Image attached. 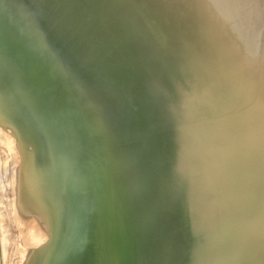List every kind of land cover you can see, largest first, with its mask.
Returning <instances> with one entry per match:
<instances>
[{
	"label": "bare ground",
	"instance_id": "1",
	"mask_svg": "<svg viewBox=\"0 0 264 264\" xmlns=\"http://www.w3.org/2000/svg\"><path fill=\"white\" fill-rule=\"evenodd\" d=\"M29 1L15 0L19 7L10 9L0 0V51L7 63H16L19 70L25 67L33 72L26 76L19 73L16 81L0 72V97L7 102L9 114L23 122L21 128H15V138L21 141L25 156L23 165L14 173L17 220L27 230L26 237L22 236L26 244L21 243L25 245L21 248L22 264H106L108 248L104 229L108 225V210L105 201L111 190L115 215L110 220L120 241L119 207L112 184L118 173L131 183L137 218L143 216L146 203L151 201L144 194V187L148 185L147 167L140 174L131 165L137 159L142 165L152 164V151L164 148L163 129L158 124L154 133L156 127L139 97L142 92L148 94V84L163 88L160 65L172 73L178 92H186L185 98L196 101L186 106L197 123L205 125L203 121L206 122L207 128L203 127L206 139L221 147L217 160L210 161L206 169L201 168L200 177L192 186L205 211L222 216L224 225L229 222L232 226L203 232L195 223L198 220L190 215L187 224L179 228V222L185 218L184 211H171L178 220L171 221L168 234L190 235L192 239L184 238L181 249L162 241L161 264H214L217 255L227 249L224 239L228 243L236 240L232 237L235 233L239 234L242 250L246 247L256 252L258 260L264 261V0H186V5L176 4L178 0H109L111 4L101 19L98 14L106 0H52L90 58L89 69L82 66L52 19L33 0ZM203 2L205 11L198 7ZM22 6L29 16L26 22ZM81 14L103 21L101 36L97 34L96 39L118 64L134 110L141 118L146 117V123L142 124L148 127V140L154 138V143L143 155H133L117 141L104 144L98 134L115 124L117 107L106 93L107 63L99 64L96 51L78 34ZM21 24L26 28L24 33ZM169 25L177 29L171 31ZM51 26L61 44L53 42ZM124 40L133 43L130 53L134 60L127 56L119 59L121 51L114 57L110 55L114 53L111 44ZM150 47L155 61L148 59ZM65 48L76 67H71ZM36 51H44L46 55L38 57ZM4 66L7 68L8 64ZM196 69L206 72L204 83L212 86L208 92H201L204 83L193 74ZM35 73L42 78L37 81ZM220 95H223L219 98L221 101L214 104ZM219 111L224 113L221 119ZM156 118L160 119V110ZM27 137L32 140L28 141ZM242 137L250 149L244 154L235 153ZM216 162L222 165V171H214L217 166L212 164ZM103 163L108 172L100 168ZM237 164H243V170H234ZM229 176L240 184L238 189L223 183ZM245 178H248L246 187L241 184ZM160 204L154 206L158 223L166 214ZM212 205L213 211H210ZM249 209L258 213L257 226L250 230L245 223L251 219H239L240 212ZM128 220L130 228L131 218ZM22 225L19 223L20 228ZM213 236L221 241L216 243ZM80 247H84L82 251ZM109 251L112 252V247ZM241 256L245 264L255 261V257L246 261L245 255L241 253Z\"/></svg>",
	"mask_w": 264,
	"mask_h": 264
},
{
	"label": "rangeland",
	"instance_id": "2",
	"mask_svg": "<svg viewBox=\"0 0 264 264\" xmlns=\"http://www.w3.org/2000/svg\"><path fill=\"white\" fill-rule=\"evenodd\" d=\"M183 3L186 5V0H178L176 2L178 5ZM110 4V1L106 0L104 8L98 14L100 19L104 15L105 10L109 8ZM199 6L201 7V11H205L206 6L204 2L199 3L198 7ZM79 17L81 23L77 24L78 34L83 37L85 44L96 51L99 56V64L101 63L104 65V63H107L105 68L108 70V76L104 75V80L106 82L108 81L109 85H107L106 93L109 95L113 106L117 107L115 124L107 127L105 130L99 129L100 132H98V134H100V138L103 139L102 143L105 144L110 141H117L124 145L133 155H138L140 153L143 155L149 145L151 146L154 143V138L153 140H148V127L143 125L146 123V117L141 118L134 110L133 103L129 98L131 96L126 89L125 79L118 64L109 58V55L102 49L96 39L97 34L99 37L101 36L100 28L101 22L103 21H99L98 19H88L82 14L79 15ZM169 28H171V31L177 29L174 25H169ZM51 29L53 37L55 38L53 42L57 45L61 44L60 39L52 26ZM111 45L114 50V53L110 54L112 57L116 55L117 51H121L118 56L119 59H124L126 56L133 59L130 53V49L133 47L132 42L124 40L117 41ZM151 49L152 47L147 49V53L150 55L148 59L150 61H155L154 55L151 54L153 49ZM66 56L69 59L71 67H76L67 50ZM158 68L163 74V88L161 85L156 87L152 84H148V94L142 92V95L139 97L143 99V107L149 112L150 121L153 122L156 127L154 133L157 130L158 124H160L163 129L164 148L162 150L154 149L152 151L153 155L152 160L150 161L152 164L142 165L141 161L136 160V162L131 165L132 169L140 170V174L142 169L147 167L145 170V180L148 182V185L144 187V194L151 198V201L146 203L142 213L143 216L137 218V231L135 234H137L136 237H138V240H135V238H133L134 236L129 238V234L125 233L126 223L123 216V203L120 198H116L119 207L118 214L120 217L119 223L121 228H119L120 241L118 245L114 222H111L110 220V216L115 215L112 190L110 194L107 195L105 202L108 210L106 212L108 225H106L104 229L105 246L108 248V252L105 255L106 264H115L114 258L116 257L118 258V264H132V261H134L135 264H139L141 258L139 257L138 244H141V247L151 244L155 247V252L157 249V253H155L157 256H154L156 259L154 260V264L163 263V255L159 253L162 241L169 242L176 249L183 248L185 243L184 238L190 240L192 237H190V235H182L178 233H175L174 235L168 234V228L172 225L171 221L178 220L176 216L171 214V211H175V213L181 209L184 211L185 218L182 220V223L179 222V228L183 224H187L186 220H188V216L190 215L191 218L194 216V218L198 220L195 223L203 232L211 233L214 229H222L223 227L224 230L228 227H230V229L232 228L229 222L224 225V221L221 220L222 216L216 213L209 215V211H205V208L199 202V195L195 187L192 186L193 181H196L200 177L201 168L207 167L210 161L217 160L221 147L217 142H211L206 139V122L203 121L205 125L197 123L196 117L193 116L192 111L186 106V104L196 103V101L191 98H185L184 95H188L186 92H183V94L178 92L177 82L173 79L172 73H170L164 66L160 65ZM102 72L105 74V71ZM193 74L202 79L201 84L207 81V74L205 71L200 72L196 69ZM105 81L104 84H106ZM6 86L11 87L9 85ZM211 89V85L204 83L201 92H208ZM1 90L6 94L5 88L1 87ZM15 90L17 93L20 92L19 89ZM222 96L223 95H220L219 97L216 96L214 104H216V101H221L219 98ZM158 110H160L159 120L156 118ZM223 114L224 113L219 111L218 117L221 119ZM15 117L18 124H15L13 120L8 119L4 114L0 113V264H22L23 262L21 261H23V257L21 248H24L26 245L24 237L27 235V230L26 227H24V223L19 221V219L17 220V194L16 190H14L17 185V182L15 184L16 175L14 173H16L15 170L20 167V164L23 165L22 160H24L25 156L24 150L21 151V149H23L21 148V141L17 137L15 138V128H21L20 124L23 122L17 116ZM27 138L29 139L28 141L32 140L29 137ZM239 144V148L234 149L235 153L244 154V151L250 149L248 141L244 140L243 137L242 139H239ZM29 149L32 150L33 147H29ZM212 165L218 167H215L214 171H222V165L220 166L218 162L213 163ZM103 167L104 171L108 172V168L104 166V163L100 168L103 170ZM243 168V164H237L235 165L234 170L240 171L243 170ZM233 178L230 176L225 177L223 183L233 189H238L240 184ZM241 184L246 187L248 185V178L243 179ZM187 196L192 198L188 199ZM158 204H160V209L163 213H166L161 223L156 222L154 213L156 210L154 206ZM150 205L154 208L152 212ZM214 209L217 211L215 206ZM211 210L213 211V205L210 207V211ZM192 212L194 214H192ZM239 217L240 220L251 219L245 223L249 230L251 228H256L258 213L254 209L241 211ZM19 223L20 225L23 224L21 228ZM23 228H25L26 231L23 230ZM22 232L26 233L22 234ZM121 234H123V238ZM23 235L24 237H22ZM238 235V233H235L232 237L236 240H230L229 243L227 239H224V245H227V249L222 250L217 255L214 264H245L242 261L241 253L245 255L246 261L249 257L252 258L256 256V252H250L246 247L244 250L240 248ZM213 237L216 239V243L221 241H219L218 237ZM21 243L25 245H21ZM108 244L110 246H108ZM132 246H134L136 250L133 249ZM110 247H112V252L109 251ZM98 248L100 249V247ZM116 248L117 251L115 250ZM134 252H136V257L133 255ZM202 257L204 259L206 258V256ZM258 259V257H255L254 260L257 261H254L253 264H264L262 259ZM183 261L186 262V259Z\"/></svg>",
	"mask_w": 264,
	"mask_h": 264
},
{
	"label": "water",
	"instance_id": "3",
	"mask_svg": "<svg viewBox=\"0 0 264 264\" xmlns=\"http://www.w3.org/2000/svg\"><path fill=\"white\" fill-rule=\"evenodd\" d=\"M4 4V6L6 8H18L16 5L15 0H1ZM37 6L44 12L45 15L49 16L52 21L54 26L56 27V29L62 34L65 42L71 46L73 48V51L75 52V54L80 58L82 66L85 67L86 69H89V60L90 58L87 57V55L84 54V50L83 48L78 44V39L75 36V33L72 32V30L69 28V26L64 22V20L62 19V15L60 14L59 10L57 9V7L54 5L52 0H33ZM23 8V18L26 19L25 22L27 21V18H29L26 10ZM22 27V31L23 33L26 32V28L24 29V26L21 24ZM30 31L29 33L31 34ZM36 33V32H35ZM38 38V37H36ZM35 38V41L37 43V40ZM39 39V38H38ZM40 41V40H39ZM41 42L38 43V47L41 48ZM36 53L41 55V57H43L45 54L44 51L38 52L36 51ZM7 65V68H5L4 65ZM33 69V68H32ZM23 71V72H21ZM0 72H4L7 73L10 77V79L12 80H19L16 78H19V73H21L22 75L24 74L26 76V73H32L31 70H26L25 67H23L21 70L18 69V65L16 63H7L6 60L4 59V56L2 55L1 51H0ZM37 76L36 80L38 81V79L40 80L42 78V75H36ZM24 80V79H23ZM29 86H33V84L30 83H26ZM34 88V87H33ZM7 103L5 100H3V98L0 97V113L4 114L5 117H7L8 119L13 120V122L15 124L17 123L16 117L14 114H9L11 113L10 111H8V109H6V104ZM137 161H139V159H137ZM113 187H114V193H115V197L116 198H120L122 200L123 203V216L125 218V223H126V234H129V238H131V235L134 236L135 240H138L137 234H135L137 226H136V222H137V216L136 213L137 211L135 210V202L133 201V197H132V192H131V188L129 186L128 180L125 179L123 177V175L121 173L117 174L116 179L114 180V182L112 183ZM150 209L151 212L153 211V207L150 205ZM128 218H131L130 221V228H129V220ZM129 232H128V231ZM132 230V231H131ZM128 232V233H127ZM134 232V233H133ZM119 245V242H118ZM138 252H139V257L141 258V262L139 264H154V256L156 257L157 255L155 253H157V249L155 252V247L152 246L151 244L148 246H144L141 247V244H138ZM84 247H80L79 251L83 250ZM118 248V247H117ZM117 248L115 249L117 251ZM116 256V255H115ZM103 259V258H102ZM102 259H101V263H102ZM118 258H115V264H118ZM68 264V263H67ZM138 264V263H137Z\"/></svg>",
	"mask_w": 264,
	"mask_h": 264
}]
</instances>
